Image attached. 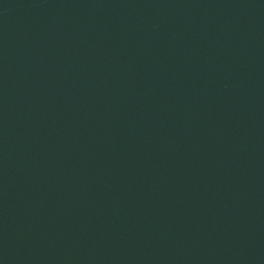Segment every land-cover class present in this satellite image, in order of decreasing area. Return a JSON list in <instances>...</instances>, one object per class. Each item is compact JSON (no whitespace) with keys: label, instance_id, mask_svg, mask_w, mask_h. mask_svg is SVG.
Here are the masks:
<instances>
[{"label":"water","instance_id":"obj_1","mask_svg":"<svg viewBox=\"0 0 264 264\" xmlns=\"http://www.w3.org/2000/svg\"><path fill=\"white\" fill-rule=\"evenodd\" d=\"M0 264H264V151L0 122Z\"/></svg>","mask_w":264,"mask_h":264}]
</instances>
